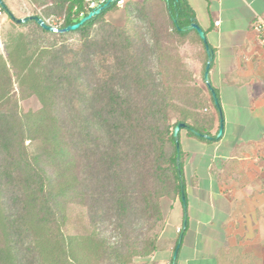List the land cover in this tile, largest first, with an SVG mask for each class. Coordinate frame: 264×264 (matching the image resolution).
<instances>
[{
	"label": "trees",
	"instance_id": "1",
	"mask_svg": "<svg viewBox=\"0 0 264 264\" xmlns=\"http://www.w3.org/2000/svg\"><path fill=\"white\" fill-rule=\"evenodd\" d=\"M1 1L17 29L5 33L0 54V264H131L153 255L161 200L185 196L173 129L183 123L188 135L212 137L213 100L196 80L207 56L189 29L194 12L185 0L128 1L118 26L105 18L111 3L62 33L85 12L83 0H28L55 31L18 23ZM186 48L199 70L185 63ZM32 97L39 108L23 112L20 102ZM71 205L86 218L77 234L66 229Z\"/></svg>",
	"mask_w": 264,
	"mask_h": 264
},
{
	"label": "crops",
	"instance_id": "2",
	"mask_svg": "<svg viewBox=\"0 0 264 264\" xmlns=\"http://www.w3.org/2000/svg\"><path fill=\"white\" fill-rule=\"evenodd\" d=\"M185 1L212 48L209 81L224 128L215 139L220 117L209 102L212 137L180 131L186 209L161 200L163 247L148 261L171 264L181 238L175 264H264V51L251 28L264 0Z\"/></svg>",
	"mask_w": 264,
	"mask_h": 264
},
{
	"label": "rangeland",
	"instance_id": "3",
	"mask_svg": "<svg viewBox=\"0 0 264 264\" xmlns=\"http://www.w3.org/2000/svg\"><path fill=\"white\" fill-rule=\"evenodd\" d=\"M126 1L128 2V1H136V0H126ZM4 3L7 6V8L10 10V12L13 14V16L16 17L17 19H24L26 17L32 16L33 13H37V10H35L31 6V4L28 2V0H4ZM124 9H125V6H124V8H116L115 10L108 12L105 15V18L115 25H118V26L123 25L125 23V20H126V13L124 12ZM49 24L52 28L59 26L54 21L53 22L51 21ZM14 28L15 27L13 26L12 22L7 19L6 15L4 13H0V54L4 55L3 38H4L5 33L12 31ZM15 29H17V28H15ZM184 53L186 56L185 63L187 64V66L191 67L192 69L199 70V64H197L196 60H194V58H195L194 50L191 48H186L184 50ZM196 80H197L199 86L204 91H206L207 89H206V87H205V85L201 79L200 72L197 74ZM172 105H174L175 107H179V108H187L188 107L187 102H185L183 100H178L176 98L172 99ZM20 107H21V110L23 112H27L29 110L38 109L39 103L36 100V98L32 97V98L22 100L20 102ZM163 199H167V198H163ZM168 201H170V200L167 199L166 203L169 204ZM160 205H161V203H160ZM163 208L166 209L164 204H163ZM161 211H162V206H161ZM162 215H163V212H162ZM163 219H164V217H163ZM66 222H67L66 223L67 224L66 229L69 231L70 234H77V233L81 232L83 229H85L87 226L85 214H84L83 210L78 205H71L68 207L67 221ZM164 225H165V223H164ZM179 232H180V230L177 233H179ZM161 235H162V232H161L160 236ZM160 236L157 240V249L163 247L162 244L159 243ZM149 257H147L145 259H140V258L137 259L136 258V259H134V261L131 264H154V262L148 261Z\"/></svg>",
	"mask_w": 264,
	"mask_h": 264
},
{
	"label": "water",
	"instance_id": "4",
	"mask_svg": "<svg viewBox=\"0 0 264 264\" xmlns=\"http://www.w3.org/2000/svg\"><path fill=\"white\" fill-rule=\"evenodd\" d=\"M0 6L3 7L2 1L0 0ZM107 7V5L102 6L101 8H98L94 11L89 12L87 15H85L84 17L80 18L79 21L75 24L69 25L63 29L60 30V32L62 33H66V32H71V31H76L79 28H81L85 23L89 22L91 19H93L94 17L100 15V13ZM28 20H34L42 29L46 30V31H53V28L49 25H47L41 18L37 17V16H31V17H26L24 19H18L17 22L18 23H24ZM189 29L194 30L196 32V34L198 35L199 39L203 42V44L205 45V52H206V56H207V60L205 63V68H204V74H203V78L202 81L208 91V93L210 94L212 100H213V104L214 107L218 109L219 112V117H220V122H219V128H218V132L215 136V139H220L223 135V121H222V116H221V112L219 109V101L218 98L216 96V93L214 91V89L212 88L210 81H209V71H210V67L211 64L213 62V56H212V52L209 49V46L207 44V40H206V35L204 33V31L199 27V25H197L196 23H192L189 26ZM185 127V125L183 123H179L177 124L174 129H173V138L177 144V149H179L178 144H179V133L181 130H183ZM193 134L196 136H201L202 138L205 139H210L209 136L206 135H200L197 132L193 131ZM179 156H177L176 158V165L179 168ZM182 206L184 209H186V201H185V196H182L180 199ZM186 226V214L184 215V220H183V230L185 229ZM180 245H181V238L178 239L177 244L175 246V249L173 251V255H172V263L171 264H175V261L177 259V255H178V251L180 249Z\"/></svg>",
	"mask_w": 264,
	"mask_h": 264
},
{
	"label": "built area",
	"instance_id": "5",
	"mask_svg": "<svg viewBox=\"0 0 264 264\" xmlns=\"http://www.w3.org/2000/svg\"><path fill=\"white\" fill-rule=\"evenodd\" d=\"M83 2H84L85 12L81 13L79 18L84 17L89 12L101 8L104 5L108 6L111 3H114L117 8H124L127 1L126 0H83ZM251 28L258 45L264 51V17L256 16L251 24ZM53 31H55L54 27H53Z\"/></svg>",
	"mask_w": 264,
	"mask_h": 264
}]
</instances>
